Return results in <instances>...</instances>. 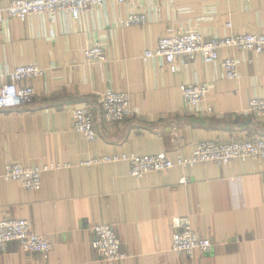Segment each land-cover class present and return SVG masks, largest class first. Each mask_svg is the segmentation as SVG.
<instances>
[{
	"label": "crops",
	"instance_id": "1",
	"mask_svg": "<svg viewBox=\"0 0 264 264\" xmlns=\"http://www.w3.org/2000/svg\"><path fill=\"white\" fill-rule=\"evenodd\" d=\"M10 1L0 0V8ZM132 12L144 14L147 24L121 26ZM227 23L234 33H264V0H106L78 20L59 12L0 25V84L20 65L43 70L21 83L34 89L30 105L0 110V222L27 220L52 244L44 257L8 243L0 264H264V161L199 163L141 179L129 175L126 162L80 167L111 155L188 157L200 141L264 140V118L243 114L248 101L264 98V54L220 51V60L237 61L234 81L220 60L205 63L199 54L178 61L176 73L161 59L142 61L162 37L192 29L205 40L222 39ZM93 45L103 48L104 62L83 57ZM183 85L208 88L199 108L187 107ZM108 89L129 95L132 115L123 123L103 119ZM83 108L94 114V144L73 129L71 113ZM14 162L59 168L41 174L38 191H26L2 178ZM184 217L210 242L209 253L172 252V221ZM95 225L113 228L122 260L99 258Z\"/></svg>",
	"mask_w": 264,
	"mask_h": 264
},
{
	"label": "built area",
	"instance_id": "2",
	"mask_svg": "<svg viewBox=\"0 0 264 264\" xmlns=\"http://www.w3.org/2000/svg\"><path fill=\"white\" fill-rule=\"evenodd\" d=\"M106 0H11L6 7L0 8V25L6 20L24 22L33 15H55L59 12L68 14L73 20H78L89 9L102 6ZM130 0H116L124 4ZM147 19L144 14L132 12L120 23L123 27L144 26ZM229 35L222 39L205 40L196 30L178 35H167L159 39L155 49L145 51L142 61L161 59L166 63L172 73L178 72V61L189 62L195 55H201L205 63L218 62L219 52L226 49H236L243 52L264 54V33L251 34L247 32H232L230 23L226 25ZM83 57L90 63L105 61V52L99 45H93L82 51ZM220 65L224 76L228 80H237L238 65L232 57L222 58ZM43 74L37 64L20 65L7 74L8 82L0 84V110H11L33 102L35 92L28 85H21L26 80L35 79ZM3 78L0 75V80ZM181 93L185 104L190 109L199 108L204 102L208 88L205 85H183ZM100 106L102 116L107 124H120L132 115L128 93H115L107 90L101 96ZM208 114L211 108H206ZM73 129L84 137L88 144H94L96 133L93 128L94 114L92 110L74 109L72 111ZM243 114H256L264 118V98L248 101ZM264 161V140L254 139L249 141H225L216 143L200 141L188 157L175 155L170 157L161 152L150 156L111 155L96 157L80 163V167L92 165L126 162L130 166L129 175L141 179L147 174H164L174 167L192 168L199 163H212L227 165L233 161ZM58 165H44L23 167L14 162L5 167L2 178L5 181H15L26 191H38L41 186V174L54 169ZM180 184H186L187 179L182 178ZM174 229L172 235V252L192 257L195 251L209 253L211 244L208 240L200 238L194 233L187 218H176L172 221ZM95 239L93 249L101 260L112 263L124 258L120 252V244L112 227L108 225H95L92 227ZM8 243H17L24 253H41L47 257L52 250V244L43 236L35 234L27 220H3L0 222V251Z\"/></svg>",
	"mask_w": 264,
	"mask_h": 264
}]
</instances>
